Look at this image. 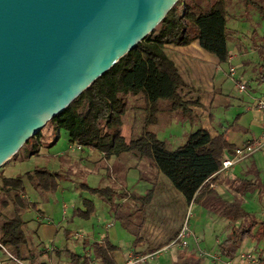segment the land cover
<instances>
[{
  "label": "trees",
  "instance_id": "16d2710c",
  "mask_svg": "<svg viewBox=\"0 0 264 264\" xmlns=\"http://www.w3.org/2000/svg\"><path fill=\"white\" fill-rule=\"evenodd\" d=\"M239 10L242 15L254 12L264 19V0H178L135 49L48 123L56 131L64 130L70 144L98 150L108 160L113 157L126 161L132 159L138 165L147 162L145 169H139L140 180L151 184L145 194L125 189L118 192L113 187H92L84 182L76 184L80 192L89 191L109 205L110 213L134 236L132 247L138 254L154 251L150 246L143 252L138 249L146 246L148 211L158 196L163 177L169 180L184 202L200 206L227 222L226 236L219 239L216 246L222 258L234 260L247 238L256 245H264V217L244 208L245 195L264 192V182L247 178L227 179L219 172L225 154L234 153L237 148L228 134L239 129V117L216 135L205 127H198L189 132L184 143L177 147H170L151 129L160 123L162 114L193 121L194 109L202 105L199 98L186 97L191 89L168 56L167 48L187 47L198 41L199 46L215 55L220 63H227L229 44L237 37V31L228 26V18L235 17ZM253 35L252 48L262 63L257 80L264 84V42L259 43V36ZM131 115L134 124L138 117L140 131L127 138L123 128ZM42 137L41 130L21 149L36 140L28 155L38 153ZM254 172L258 177L259 172ZM63 179V174L45 167H35L14 176L2 174L1 168V189L7 196L2 205L11 203L16 212L33 209L43 216L41 201L35 202L28 197L29 186L43 200L59 189ZM225 183L237 194L232 201L223 198L215 188ZM96 213L94 202L83 199V207L75 208L68 222L75 218L90 220ZM38 227L30 229L21 214L9 218L0 212V244L28 264L45 253L66 259L69 264H118V256L122 254V248L109 236L100 241L85 240L83 247L88 252L84 254L68 247L41 248V243L34 240L35 236L38 237ZM65 235L68 239L70 231L66 229ZM262 248L264 250V246ZM176 257L177 264H202L203 261L201 254L186 247L180 249Z\"/></svg>",
  "mask_w": 264,
  "mask_h": 264
},
{
  "label": "rangeland",
  "instance_id": "374dc122",
  "mask_svg": "<svg viewBox=\"0 0 264 264\" xmlns=\"http://www.w3.org/2000/svg\"><path fill=\"white\" fill-rule=\"evenodd\" d=\"M242 13V10H239L236 12L235 17L228 18V26L237 31V37L236 40L229 44L233 58L225 64L220 63L215 55L203 50L198 45V41H195V45L188 49H181L176 46H169L167 48L168 56L175 62L191 89L189 96L186 97L190 99L199 98L202 104L201 107L194 109L195 119L193 121H191L192 119L190 118V120L186 121L179 120L173 114H162L160 116V123L151 128L152 131L157 134L158 138L167 142L170 147H177L184 143L188 133L198 127H205L213 134L219 133L229 127L237 117H239L237 123L246 124V122H249L251 124L249 135H254L257 138L263 135L264 132L260 135L264 125L261 112L257 109L248 110L247 108L249 106H255L258 99L264 98V84L259 83L257 80L260 60L257 51L252 48L251 42L253 34V36H259L257 39L259 43L264 42V19L260 18L254 12L248 15H242ZM230 67H235L236 69L234 79L229 75ZM229 79L232 82V88L230 94L225 95L226 83H228ZM235 79H240L247 84L248 89L246 91H240L236 87ZM184 93H187V91L185 90ZM135 120L134 124L132 115L126 120L123 133L127 138H129L132 133L136 135L140 131V121L138 117L135 118ZM238 126L240 127L239 124ZM42 131L43 137L40 140L41 146L39 147L38 153L28 155V151H31L34 143L37 142L34 140L27 148L21 149L2 167V174L14 176L19 173L33 170L35 167H45L53 172L63 174L64 179L62 180V185L67 187V190L60 192L61 189H58L54 194L48 195L43 198V200H41L38 194L29 186V191L36 197L35 202L41 201L39 204L43 210L46 207L52 210V218L50 216H48V218L52 219L57 225L61 223H67L68 225L73 224L71 225L72 229H79L80 232L83 230L90 234L92 232L91 225L88 222L90 220L94 222V224H98L99 227L107 222L114 223L110 231H115L117 233L119 241L133 242L134 236L122 226V222L119 219H116V217L110 213L109 205L104 203L99 197L92 195L89 191L80 192L76 184L84 182L92 187H111L105 186L103 183L92 185L88 180L89 174L93 172H105V175L108 176L106 178L108 181L118 179L119 182L121 181V183L123 182L125 185H129L127 191L145 194L146 190L151 188V184L140 180L139 169H145L147 162L138 165L137 161L132 159L126 161L117 160L113 157L108 160L104 158L103 154L98 150L93 149L95 150L93 151L90 148L76 145L72 147L64 130L56 131L47 124ZM243 135L246 134L242 129H237L233 133L230 131L228 137L230 141L234 142L237 141L234 136L242 137ZM254 154L264 156V148L253 153L252 157L248 156L242 160L250 158L248 162H251V158H256ZM128 173L129 175L127 177ZM113 188L118 192L123 190L122 187ZM168 189V186L162 181L158 189V196L154 200L153 206L148 211V222L145 228L146 239L150 240L152 236L154 234L156 235L158 232H166L167 234L170 233V235L174 233L177 234L188 215L203 216L206 218V222L202 223L204 233L200 235L199 240L189 243L186 249L201 254L203 260L206 261V263L208 262L207 264H225L222 260L212 257L210 253L215 252L213 256L217 254L216 240L226 236L228 231L226 221L215 215L204 213L205 209L200 206L195 205L192 208L191 204H187L183 201L177 191L174 189L170 191ZM28 197L32 199V197ZM254 198L246 200V203L244 201V208L249 212L260 209V206L255 201L256 198L255 200ZM83 199L94 202L97 212L96 216L93 217L94 219L91 218L90 220L75 218L73 222L69 223L68 220L73 214V207L76 205V202L83 207ZM3 200H7V196L2 191L0 184L1 208L3 207ZM64 203L68 206L67 211L69 217L67 222H64ZM260 203L263 208L262 211L264 212V199H262ZM5 211L9 212L7 209ZM185 216L186 218L182 221L181 218ZM258 216L261 217L260 215ZM48 218L45 222L49 221ZM189 223L193 227L195 219L192 217ZM202 224L199 223L201 226ZM94 227L98 229L97 226ZM173 237L157 245H153V241L150 240V247L154 249L153 252H158L168 245L171 240H173ZM66 239V235L61 232L60 234H55L53 241L51 240L50 243L60 248L62 246L68 247L76 252H82L84 250ZM34 240L37 244L41 243V240L37 238V236L34 237ZM45 247L50 248L48 245H45ZM145 249L146 246H143L138 250L143 252ZM180 249H182V247H173L169 249L168 252L160 251L156 253L151 260L155 261L157 264H162L163 262H161V259L164 258L167 261L166 264H175V259L177 262L176 255ZM261 252L260 256L257 255L254 264L260 261L259 258L264 257L263 251ZM132 253V256L128 257V259L142 257L151 252L147 254H138L137 250L133 249ZM142 263L143 262H139L137 264ZM56 264H66V259H59V262Z\"/></svg>",
  "mask_w": 264,
  "mask_h": 264
},
{
  "label": "water",
  "instance_id": "95a60500",
  "mask_svg": "<svg viewBox=\"0 0 264 264\" xmlns=\"http://www.w3.org/2000/svg\"><path fill=\"white\" fill-rule=\"evenodd\" d=\"M178 0H0V169Z\"/></svg>",
  "mask_w": 264,
  "mask_h": 264
},
{
  "label": "crops",
  "instance_id": "0c3cea01",
  "mask_svg": "<svg viewBox=\"0 0 264 264\" xmlns=\"http://www.w3.org/2000/svg\"><path fill=\"white\" fill-rule=\"evenodd\" d=\"M195 43L196 42L192 43L191 45H189L187 47H178V48L188 49V48L193 47V45H195ZM229 50H230V47H229ZM231 53H232V51L230 50V60H232V58H233L232 57L233 55ZM260 64H262V63L261 62L259 63L258 68H259ZM231 88H232V82L229 79L228 83H226L225 95H229L230 94ZM263 96H264V93H263ZM247 109L248 110H254L253 108H250V106ZM262 120L264 122L263 118H262ZM238 124L240 125L239 129H242V131L246 135H243L242 137L234 136L237 139V141H234V142L231 141V142L236 144V147H239L242 144H244L245 142L257 138L254 135H249L250 134V126H251V124L249 122H246V124H243V123L241 124L239 122V123H237V125ZM235 130H237V129H235ZM233 132H235V131L232 130L231 133H233ZM263 132H264V125L262 127V132L260 133V135ZM216 134L217 133H215L213 135H216ZM73 146L74 145H72V147ZM90 149L93 150L92 148H90ZM93 151H95V150H93ZM250 156L252 157L253 155H250ZM255 156H256V158L255 157L251 158L252 159L251 162H248V160L250 158L245 159V160H240L238 163H236L234 166L229 168L227 171L220 172V174L223 177L227 178V179L247 178V179H249L251 181H257L258 180L260 182H264V176H263L264 175V158H263L264 156H262V155H255ZM254 170L255 171L257 170V172H259V176L258 177L255 174ZM128 175H129V173L127 174V177H128ZM107 177L108 176L105 175V172H103V173H97V172L94 173L93 172V173L89 174L88 180H89V182L92 185L93 184H102L103 183V184H105V186L122 187L123 189L127 190L129 185L127 186V185H125V183H123V182L121 183V181L119 182L118 179H115L113 181L112 180L108 181L106 179ZM162 181H163V183H165L168 186V188H169L168 190L172 191V189H174L172 187V184L169 182V180L167 178L163 177ZM215 188H216L218 193L223 198H225V199H227L229 201H232L234 199V197L237 196V194L235 192H233L230 189V187L228 186V184H226V183L222 184V185H219V186H215ZM59 190H60V192H64V191L67 190V187L63 186L62 183H61V185L59 187ZM62 194H64V193H62ZM28 196H34V195L29 191V195ZM254 197L256 198V200H255ZM181 198H182V196H181ZM250 198H252V199L254 198V200L260 206L259 210H252L251 212L255 213L257 216L260 215L261 217H264V212L262 211L263 208H262L261 203H260V201H262V199H264V192L255 191L253 193H247L245 195V197H244L245 203H246V200H248ZM183 201H184V199H183ZM194 206L195 205H192V208ZM3 207H4V209H3ZM3 207L2 208L0 207V212H2L4 215H6L9 218H14L17 214H21L22 217L24 218V220L27 221L28 226H29L30 229L34 230L39 225V227H38V237L37 238H39L41 240L40 241L41 242V246H40L41 248L45 247V245L46 246L47 245L50 246V248H48L50 250L53 247L54 248H60V247H57L56 245L51 244L50 242H51V240L53 241V238H54L55 234H60L61 232H63L65 234V230L67 229V230L70 231V235H69L68 241L70 240L74 245H77L78 247L83 248V249H84L83 243H84L85 240H89L90 242L100 241L105 236H109V238L113 241V243H115L116 245H118L119 247L122 248V254L118 256V264H121V263L125 262L128 259V257L132 256V254H133L132 253V251H133V247H132L133 242L129 243L128 241H126L127 242V244H126V242H124L123 240L119 241V239L117 237V233L115 231H110L111 228H113L114 223L107 222L104 225L99 227L98 224L96 225V224H94V222H92L90 220V221H88L89 224L91 225V229H92V232L90 234L89 232H85L83 230L80 232L79 229H72L71 225H73V224L68 225L67 223H64V224L61 223L60 225H57L54 221H52V219L48 218V216L51 217V211L52 210L47 208V207L44 208V215L43 216L40 215L37 211H35L33 209L22 210L20 212H16L14 210V208H13V205L11 203H9L7 206H3ZM77 207H81V205L76 202V205L73 207V210L75 208H77ZM63 208H64V214H65L64 222H67L69 215H68V211H67L68 210V206H67L66 203L63 204ZM6 209L9 210V212H6L5 211ZM204 213L207 214L208 212L205 210ZM192 217L195 219V223H194L193 227L191 226L192 229L195 230L196 232H198L200 235H202L204 233V231H203L204 228H203V224L202 223L206 222V218L203 217V216H196V215L195 216L193 215ZM47 218L49 219V221L45 222ZM184 218H186V216L182 217L181 220L183 221ZM199 223H201L202 226L199 225ZM94 226H97L98 229H96V227H94ZM180 229H179V231H180ZM177 234L174 233V234L170 235V233L167 234L166 232H163V233H159L158 232L156 235L154 234L150 240L153 241V245L154 244L157 245L159 243L162 244V243L168 241L173 236H174L173 237V240H174V238L177 236ZM150 240L147 239L146 247L151 246V244L149 243ZM173 240H171V241H173ZM191 242H195V241L191 240L189 243H191ZM217 242H218V240H216V243ZM257 246H259V247H257ZM263 246L264 245L262 243H260L259 245H256L250 238L245 239L243 241V243L241 244L238 256L233 260L234 263L235 264H254L256 262L255 259H256L257 255L260 256V254L262 253L261 251H263V253H264V250L262 248ZM61 248H65V247L62 246ZM87 252H88V250L84 249L82 252H78V253L79 254H84V253H87ZM214 253L215 252H213V253L211 252L210 255L213 257ZM216 253H218L217 250H216ZM259 259H260V261H258L257 264H264V257L259 258ZM5 262H6V256L1 253L0 254V264H6ZM57 262H59V259L53 257V254L45 253V254L35 258L32 261V264H53V263L56 264ZM161 262H163L162 264H166L167 263L166 259H164V258L161 259ZM67 263H69L68 260H66V264ZM147 263L148 264H157L155 261H152L151 259L147 260ZM205 263H206V261L203 260L202 264H205ZM175 264H177L176 259H175Z\"/></svg>",
  "mask_w": 264,
  "mask_h": 264
},
{
  "label": "built area",
  "instance_id": "2783aa9c",
  "mask_svg": "<svg viewBox=\"0 0 264 264\" xmlns=\"http://www.w3.org/2000/svg\"><path fill=\"white\" fill-rule=\"evenodd\" d=\"M235 74H236L235 67H230V70H229L230 77L234 79ZM235 84H236V87L240 91H246L248 89L247 84L242 82L240 79L239 80L235 79ZM250 108L257 109L258 111H260L264 119V98L258 99L256 101L255 106H250ZM262 148H264V133L259 138L247 141L241 146L237 147L234 153H226L222 161V168L220 169L219 172L227 171L229 168L234 166L240 160L252 155L253 153L261 150ZM30 197H32L33 201H36V197L34 196H30ZM191 217H192L191 214L187 216L177 236L174 238L173 241H171L170 244L163 247L162 250H160L161 252H168V250L173 247L183 248V247H186L191 240L197 241L200 239V234L196 232L195 230H193L189 223ZM0 248H1V253L6 256V262H5L6 264H28V262L22 261L19 258L15 257L13 254H11L7 250V248L3 246L2 244H0ZM158 252L156 251V252L147 254L145 256H142V257L130 258L121 264H137L139 262L144 263L146 262V260L153 259L155 254ZM213 257L218 260H222V262H224L225 264H235L233 260L224 259L218 253L215 254V256Z\"/></svg>",
  "mask_w": 264,
  "mask_h": 264
}]
</instances>
